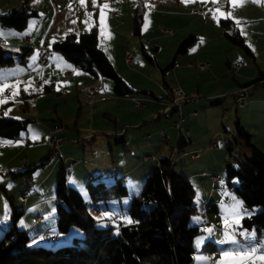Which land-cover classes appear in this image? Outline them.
<instances>
[{
	"label": "rangeland",
	"instance_id": "obj_1",
	"mask_svg": "<svg viewBox=\"0 0 264 264\" xmlns=\"http://www.w3.org/2000/svg\"><path fill=\"white\" fill-rule=\"evenodd\" d=\"M22 1L23 0H0V6L3 5L4 8H8L7 10L16 9L13 6L18 5L14 4H19L20 6L23 4ZM176 1L181 3V0H162L164 6L158 7L154 4L153 0H144L142 15L145 11H148V13L152 15L148 17L146 27L144 22L143 27L146 35H142L140 38L148 41L150 36L158 37L156 41H151V43L157 45L154 51L148 48V42H143V51L148 57L154 56L159 66L153 65L152 61L147 60L141 54L140 45L137 41L135 49H131L130 52L135 59H139V63H133V65H129L130 67H125L134 69V65L137 64L139 70L138 74H140V76L133 77L132 85L137 86L136 88L150 90L155 97H161L160 99H162V94L159 89V85L162 83L160 82V70L164 72V80L169 81L170 78H172L170 77L172 71L170 62H173L171 64L176 67L173 70V75L181 81L184 80L189 83V85L195 86V83L197 85L196 79H199L197 94H190L197 99L194 102H190L194 103L193 108L185 112L187 113L194 110L196 115L192 116V120L187 122L186 125L185 123H180L183 129H187L188 132L191 130L190 138L192 141L188 146L194 147L193 151H197L198 157L191 159L189 153L182 154L181 151H177L173 154L172 161L174 162V168L183 170L189 174L188 179L192 187V202L195 209L189 215L188 222L197 225L199 232L194 235L192 240L195 250L192 254V261L190 264H214L215 261L220 259V252L223 250L247 248L249 246L258 248L264 247V237L256 238L255 236L246 237L240 235V232H254L252 229H245L240 226L235 229H229V234L233 237L234 234L241 237L240 241L234 237L236 244L220 243V241L225 239V229L222 220V217L226 214L225 210L234 205L236 201H241L239 197L226 186L223 179V167L226 162L231 164L235 163L233 156L237 159H243L244 155H248L246 148L243 146L238 147L239 144L233 146L230 154H228L225 150V143L232 138L233 123L234 120H237L239 126L250 134L251 143L253 145L256 144L261 148L259 150L264 151V85L255 83L249 84L246 87L244 86L246 88L245 102L248 104L242 107H237L235 105L234 100L230 96V92H225L220 95V97L214 99L204 96V93L216 87L223 89L230 84L234 87L232 90V92H234L239 87L236 85V81L239 84L245 82H241V79L237 77L238 71L230 67L234 63L241 65L244 73L248 76L250 75V78L259 76L256 67L263 68L264 63H254L240 48L227 42L223 38L218 24V18L222 16H218V18L214 19L213 13L219 9L223 13H232V17L229 18L233 20L240 19V16L247 18V21L240 23L238 27L246 36V42H244H248L251 46H256V44H258L256 36L264 38V0H256V2H253V0H243L242 6L236 8L232 7L230 0H216V3L209 0V10L201 6L191 8L200 9L203 13H208V16H203L202 13L195 12L194 15L189 14V16L196 18V20H190L189 22L187 21L188 17H183L178 21L180 16H178L176 20V17L170 14L171 11L169 10H172L171 7L175 6L174 3H176ZM202 1L204 0H189V3L201 5ZM225 3L228 5L226 8ZM141 25L142 19L140 28ZM181 26L185 29L182 30ZM5 27L7 26L0 25V34L4 35L1 29ZM177 27L180 28L178 29ZM174 28H177L180 32L182 31L184 36L188 33L196 36L194 41L185 50V53L188 55L186 57H182V53L176 52L177 45L182 38H179V31H176ZM99 40L101 44L103 40H114L115 43H117L115 47L118 48L120 46V44H118L120 41L116 38H112L106 32ZM3 44H9V42L5 41V43L1 44L6 53L8 47ZM194 54L198 55L194 56ZM225 61L229 62L230 68L226 66ZM198 62H207L206 68L204 70H197L195 67L187 65V63L193 65ZM208 72L209 78H216L217 80L207 79L206 74ZM245 80L248 81L250 79ZM108 81L110 80L108 79ZM171 85H178L180 87L177 82L171 83ZM31 90L34 91L32 95L18 98L17 91H14L13 88L8 92L6 97H1L2 100L9 99L11 102L0 106V115L17 117V119L23 122L25 131L21 138L0 141V215L4 214L3 210L6 209L9 203L14 204L17 208L25 203L20 200L21 191L23 190H26L28 195L43 199L40 204L43 214L54 213L56 202L53 197L54 173L60 161L63 163L66 179L69 177V183L67 181L66 183L80 193V196L86 199L87 196L83 185L86 181H89V179H87L88 174L81 172L83 168L80 167L88 169L96 168L95 166H109L110 159L104 154L106 139H108L113 148V137L119 135L123 127L128 129L125 136H132V139L134 138L129 141L133 148L128 147L127 143L125 144L126 148L122 149L119 144L112 153V155H114L113 162L117 167H124L127 169V173L124 176L127 191L129 193L136 192L139 189L143 177L147 174L154 162H156V160L152 159H143V155L147 152L153 154V156L155 155L154 150H143V144L154 140L162 143L159 140L162 131L168 133L169 128L175 134L177 131L172 127V121L176 117L172 120H168V127L164 122H159L157 120H145L140 127H137L138 124L134 126L130 123L122 125L121 122H129L132 120V117H134V114L140 112L143 108H135L133 100L128 98L116 111V117L118 121L120 120V125L116 123L115 131H112V129L110 130L111 136H105V130L112 128L113 122L110 119L104 118L101 113H98V108L96 109L97 116L92 118V110L94 107L85 106L86 100L83 98L84 96H78L80 93L77 91L75 97L82 103V110L85 113L83 116L81 115V119L78 121L81 122V124L83 123V125L78 126L80 135L76 136L71 121L63 123L62 130H64V132L66 131V133L55 134L52 131V127L58 123L55 119V115L52 113V108L54 97L57 98L58 94L55 92L43 94L41 92V87H31ZM14 92L16 93L15 95H13ZM136 95V98L140 99V101L146 105L144 98L146 99L147 97L141 93H137ZM249 98H251V101H249ZM218 99H220V101ZM74 100L75 98H69L67 104H72ZM110 100H112V98L106 99L100 102V104L110 102ZM212 100L218 102L211 104L210 101ZM56 101L60 107L61 99L58 98ZM98 104L99 103H96V105ZM22 105L26 106V108L22 110L23 112H19L18 108L21 109ZM32 108L37 109V115L32 114ZM159 115L161 121L166 120L163 114ZM185 121H187V118ZM90 123L92 124L89 127ZM161 125L165 127H161ZM82 128H86V130L91 133L90 135H93V138L90 139V136L82 137ZM150 129L152 130L151 136L150 133H148ZM67 133L71 134L74 140L67 136ZM145 133L149 135L144 136ZM33 135L39 138L33 140ZM49 135H53L54 137L57 136L56 138L59 139L61 137V142L58 147L60 157L58 155H50L41 165L34 166L29 179L24 177L12 178L6 173L8 169L14 170L18 168L8 166L17 163L21 164L23 161L27 164H31L45 157L49 151V146L46 142V137ZM173 136H170V142L172 141V144H174L175 139ZM133 143L136 144L135 148ZM163 145L167 149L171 146V144L167 145V143ZM14 152L16 154L11 160H8L10 154ZM83 156L88 158L85 164H83ZM166 156L167 153H165L164 157ZM72 160H77L78 162L73 168L68 167V162ZM145 161L149 165L148 168L142 165ZM53 163H55V165H53ZM96 176L97 174H95V177ZM95 177L91 180H95ZM100 180L107 184L113 180V177L110 175L108 176V173L105 171ZM230 182L232 185L236 181L234 178H231ZM35 184H37L36 187L38 186L37 190L36 187H33ZM210 203L214 206L213 210L207 209ZM15 204L20 205L16 206ZM127 204L128 196H123L119 199L94 200L90 202L88 211L96 219V226H105L108 224H115L116 220H122L124 217H127L124 208ZM257 209V206H253L251 210L243 206V213L247 214ZM104 214H107V216ZM34 216L32 212H29L27 209L25 210L23 207L21 215L16 220H18L19 223L22 221L29 222L31 219L35 218ZM205 228H212L213 232L207 233L204 231ZM7 229H10L9 224H7ZM70 231L78 230L75 227H71ZM70 231L58 234L60 237L59 239L68 237L69 243L57 242L58 244L53 243V247L60 244H71L70 237L72 234ZM198 241L200 242L198 243ZM206 241L213 243L214 249L211 250L210 246L205 247Z\"/></svg>",
	"mask_w": 264,
	"mask_h": 264
},
{
	"label": "trees",
	"instance_id": "obj_2",
	"mask_svg": "<svg viewBox=\"0 0 264 264\" xmlns=\"http://www.w3.org/2000/svg\"><path fill=\"white\" fill-rule=\"evenodd\" d=\"M144 0H135L131 11V32L139 34ZM33 10L11 9L0 13V25L20 29L25 25L28 15ZM222 36L232 45L251 56L243 36L235 23L229 18L219 19ZM195 36L188 35L177 45L176 52H184L194 41ZM50 47L62 54L74 66L92 75H100L111 81L112 93L116 96L130 95L132 90L116 74L104 53L96 46L95 27L87 31L66 33L54 40ZM30 48L22 47L20 55L7 50L0 44V67L9 66L23 60ZM141 54L149 61L143 48ZM172 62H170L171 64ZM257 77L242 86L255 84ZM264 85V83H261ZM212 103L218 101L212 100ZM23 122L15 117L0 115V141L13 140L23 134ZM118 138H116L117 140ZM187 138L178 134L176 150L187 143ZM245 147L247 156L235 163L226 162L223 167V179L227 187L239 197L242 205L251 210L244 214L239 226L252 229L255 237H264V152L250 141V134L244 131L237 120L233 123V136L225 143V150L230 154L233 146ZM49 153L34 163L21 168L7 170L12 178L29 179L32 168L41 165ZM87 177L84 183L87 196L85 203L80 194L66 183L65 169L59 162L54 173L53 197L55 198L56 235L70 231L75 227L78 234L71 235V244L49 247L30 244L24 229L15 228L14 223L21 215V208L9 203L8 222L11 232L3 230L0 235V264H190L194 252L193 237L199 232L195 224L188 222L194 211L192 187L188 176L173 168L172 160L161 157L154 163L136 192L129 193L121 175L115 176L107 184L100 179ZM235 183L231 185L230 179ZM91 180V181H90ZM128 196L124 207L128 218L116 220L115 224L96 226V219L89 213L91 201L119 199ZM207 209H214L209 204ZM205 247L214 249L213 243L205 242Z\"/></svg>",
	"mask_w": 264,
	"mask_h": 264
},
{
	"label": "crops",
	"instance_id": "obj_3",
	"mask_svg": "<svg viewBox=\"0 0 264 264\" xmlns=\"http://www.w3.org/2000/svg\"><path fill=\"white\" fill-rule=\"evenodd\" d=\"M15 1H19V0H15ZM134 1L135 0H97L98 5H103L105 3L109 5V8L105 12V26H106L105 32L108 33V35L111 36L112 38H116L117 40L120 41L118 43L120 44L118 48L115 47L117 43H115L114 40L113 41L103 40L102 44L100 43L99 39L102 37L100 33V22H99V11L100 10L98 6L97 7L93 6L92 0H85L84 6H81L79 0H23L22 1L23 4L20 6L19 4H14V5H18V6H13L16 9L23 8L24 10H33L34 14L27 16L25 20V25L20 29H15L11 26H7L1 29L4 35L0 34V44L5 43V41H8L9 44H5V45L3 44V45L7 46L8 48L7 47L6 48L10 52L15 53L17 55L21 54L22 47L23 48L28 47L30 48V50L27 51L26 54H24L23 60L21 62H17L9 66L0 67V84L16 85V88H14V91H17L18 98L22 96L32 95L34 91L31 90V87H37V88L41 87V92L43 94L48 93V92H55L56 94H58L57 98L54 97V100H53L54 103H53V108H52V113L55 115V119L58 123L57 125H53L52 127V131L55 134L66 133V131L64 132V130H62L63 123L65 122L68 123V121H71L73 124V130L76 136L80 135L79 133L80 130L78 126L83 125V123L81 124V122H78V121L81 119V115L83 116V114L85 113L82 110V103L77 99V97H75V95L77 91L78 93H81L82 90L87 86L98 87L96 92L94 93L95 95L102 94V91H100L99 89V86H101L103 89V93L109 96L106 99L112 98L110 102H105L103 104H100V102H103L106 99H102V100L97 99L93 101L92 103L88 104L89 102L87 101V99L83 97L86 100L85 106L94 107V109L92 110L93 111L92 118H95L97 116L96 109L98 108L99 109L98 113H101V115L104 118L110 119L113 122V127L110 128L109 130H105L104 132L105 136H111L110 130L112 129V131H115L116 123L117 124L119 123L120 125V120L118 121V118L116 117V111L118 110V108L124 102H126L128 98L130 100H132L131 99L132 97L136 98L137 93H141L142 95L147 97L146 99L144 98V101H146V105L143 104L142 106L143 108L141 109V111L138 113H135L134 117H132V120H130L129 122L127 121L121 122L122 125L125 123H130L134 126L138 124L137 127H140L145 120H157L159 122H164L165 125H167L168 127L169 123L167 122L168 120H172L174 119V117H176V111L173 109L167 108L166 99L163 96H162V99H160L161 97L159 96L155 97L150 90H147L145 88H136L137 86L132 85L133 77L140 76V74H138L139 70H138L137 64L134 65V69H129L125 67V66H129L130 64L133 65V63H139V59L138 58L135 59L132 53L130 52V50L135 49V45L137 44V41L139 42L140 49L143 48V44L140 41L142 38L140 37L142 35H146L144 33V27H143L144 22H145V15L147 14V18L150 17V15H152L148 13V11L144 12V14L142 15L143 17L142 25H141V28L139 29V34L134 35L131 32V11H132L131 9H132ZM153 1H154V4H156V6L158 7L164 6L162 4V0H153ZM208 1L209 0L202 1L201 5H197L195 3H189V2L178 3V1H176V3H174L175 6L171 7L172 10H169V11H171L170 13L171 15L176 17V20L178 16H180L178 21L182 19L183 17H188L187 21L189 22L190 20H196V18L189 16V14H192V15L195 14L193 9L191 8L196 7V6H201L209 10ZM226 3H225V8L228 7ZM69 5H71V7H69ZM7 9L8 8H4V6L1 5L0 13L8 11ZM86 12L90 13L91 15L86 17L85 15ZM207 16H208V13H207ZM240 17L241 18L239 20L241 21V23H244L247 21V18H243L244 16H240ZM222 18L224 17L218 18V24H219V19H222ZM86 19L88 21L87 24L85 23ZM229 19H231L235 23V20H233L232 18H229ZM91 26L95 27L97 48L104 53V55L108 59L109 63L111 64L116 74L132 90V93L130 95H122V96L113 95L112 84L110 83V81H108V79H106V77H102L100 75H92L91 73L74 66L62 54L56 51L53 52L52 57L45 65L43 66L34 65L35 46L39 42H43L46 45L50 46L54 40L58 39L59 37H61L62 35L66 33H70V32L77 33L81 31H87ZM235 26L237 27V30L243 36V39L246 42V36L240 31L241 29L238 27L239 25L235 23ZM177 28L179 29L180 27H177ZM177 28H174V29L176 31H179L180 39L181 38L183 39V37L185 38L188 35L194 36V34H190V33L184 36L182 34L183 32L182 31L180 32V30H178ZM181 29L184 30L185 28L181 26ZM220 32H221V26H220ZM156 39H158V37L150 36L147 41L148 48L152 51L156 49L157 45L151 43V41H156ZM256 40L258 42L256 46H251V44H248V42L245 43L251 53V56L247 54L246 55L254 63L255 62L264 63V38L256 36ZM107 42H110V43H107ZM124 52H128L131 54L132 56L131 63H126L124 61ZM197 55L194 54V56H197ZM186 56L188 55L185 53V51L182 52V57H186ZM152 62H153V65L159 66V64L156 63L154 56L152 57ZM225 64L226 66L229 67L228 61H225ZM170 68L172 69L170 77H172L173 80L172 78H170L169 81L164 80V72L160 70V82L168 84V85H171V83L177 82L180 85V87L183 89L184 93L188 95L190 94L196 95L198 88H199L198 87L199 79L198 78L196 79L197 85L196 83H195V86L189 85V83L185 82L184 80L181 81L180 79H178L177 77L173 75V72H174L173 70L174 68H176L174 67V65L170 64ZM65 69H71L72 73L65 77L62 76L61 72ZM236 71H238L237 77L241 79V82L245 81L240 84L236 81L237 86H242L243 84L257 78V77L250 78V75L249 76L246 75V73H244L243 71V68H241V65L238 66ZM256 71L259 75L258 77H261L257 81V83L259 84L264 83V67L259 68L257 66ZM206 75L208 79L210 77V76L208 77L209 72ZM211 79L217 80L216 78H209V80ZM245 79H250V80L247 81ZM25 88H27V90H25ZM57 88H59V90H57ZM12 89L13 88H8V89H5L4 92L0 93V100H2L1 98L2 96L6 97L8 92ZM233 89L234 87H232L231 84L223 89L216 87L204 93V96H207L210 99H214V98L220 97V95L224 94L225 92H230V96L233 99V94H232ZM78 96H81V95L79 94ZM58 98L61 99L60 107L58 106L57 101H56ZM69 98H75V100L73 101L72 104L68 105L67 100ZM250 99L251 98H249V101H251ZM218 100L220 101V99ZM5 101H6V104L11 102L9 99ZM96 103H99V104L96 105ZM4 104L5 103L0 104V106ZM247 104L248 103L245 102L243 106H246ZM193 105L194 103L183 104L180 107V112L185 113L186 111H188V109H192ZM25 108L26 106L22 105L21 109L18 108V111L23 112L22 110H25ZM31 111L33 115H37L36 108H32ZM159 114L161 115L163 114L166 120L161 121ZM7 117H10V116H7ZM185 120L186 119L182 120L181 123H185L186 125L187 122L192 120V116L187 118V121ZM91 124L92 123H90L89 127L91 126ZM161 127H165V126L161 125ZM151 129L148 131V133H150V136L152 134ZM121 130L122 132L119 133V135H116L113 137V140H114L113 148L110 142L108 141V139H106V149H104V154H106L110 159V162H109L110 164L108 163L109 166H106V167L105 166H101V167L95 166L96 168H88V169L85 167H80V168H83V171L81 172L88 174L89 177L90 176L95 177V174H97L95 178H98V179H101V176L103 175L105 171L106 173H108V176L110 175L113 178L118 175H121L124 178V176L127 173V169L124 167H117V165H114L115 164L113 162L114 155H112V153L119 144L122 147V149L126 148L125 144L127 143H128V147L133 148V146L129 143L130 139H132V136L131 137L125 136V133H127L128 129H126V127H123ZM24 131H25V126H24ZM24 131H23V134L18 138L23 137ZM148 133H145L144 136L149 135ZM190 133H191V130L188 132V135H187V139H186L187 143L183 145L181 149H178L177 150L178 152L181 151L182 154L183 153L186 154L194 150V147L188 146L190 145L192 141L190 138ZM90 134L91 133L88 130H86V128H82V133H81L82 137L90 136L89 138L92 139L93 135H90ZM174 134L175 133L169 128L168 133H165L162 131L161 135L159 136V140L162 143H159L156 140H154V141H149L148 143L143 144L144 145V147H142L143 150L150 149V150L155 151L156 156L155 155L153 156V154L147 152L148 154L152 155V158H148V159L156 160L157 162L159 158L164 157L165 153H167V148L163 144L167 143V145L171 144V146L176 145L178 132L176 131V134L175 135ZM66 135L69 136L72 140H74V137L71 134L67 133ZM170 136H173L175 138L174 144L171 143L172 141L170 142ZM116 138L118 139L116 140ZM133 145L135 148L136 144L133 143ZM254 145L258 149H261L256 144ZM147 153L144 154L143 157L147 155ZM15 154H16L15 152L11 153L10 156L8 157V160H11ZM87 159L88 158L83 156V160H84L83 164L86 163ZM73 161H74V164L68 167L73 168L74 166L78 164L77 160H73ZM60 163L63 165L61 161ZM26 164L27 163L23 161L21 162V164L17 163L15 165H11L8 167L14 166V167L21 168L23 165H26ZM172 164H174L173 161H172ZM53 165H55V163H53ZM142 165L143 167L144 166H146L147 168L149 167L146 161ZM18 168H15V169H18ZM176 170L181 171L182 173L189 176V174L183 170H178V169ZM66 181L67 182L69 181V177L68 179H66ZM36 185L37 184H35L33 187H36ZM37 189H38V186L36 187V190ZM23 192H26V190L21 191V195ZM83 199H84L83 201L87 203V199L85 198ZM20 200L25 203L22 204V206L18 208L23 209L24 207L25 210L27 209L29 210V212H32L35 216L38 215L40 217L37 220H35L34 218V219H31L29 222L22 221V223H19V221L16 220L14 223L15 228L24 229L26 234L30 236V239H29L30 244H40V245L53 247V243H57V242L69 243L68 237L59 239L60 238L59 235H57L55 239L50 240V237L53 234L57 233L55 230V225H54L55 214L53 212L49 214L47 213L43 214V211H41V208H40V204L43 201L42 198L27 195V197L23 200L20 197ZM12 205L14 206V204ZM15 205L17 206L20 204H15ZM3 213L4 214L0 215V235L3 232V230L7 229V224H9L8 222L9 205L6 207L5 210H3ZM21 213H22V210H21ZM5 217H7V219H5ZM7 230L11 232V229H7ZM70 232L72 235L78 234L76 231H70ZM71 237L70 239H72Z\"/></svg>",
	"mask_w": 264,
	"mask_h": 264
},
{
	"label": "built area",
	"instance_id": "obj_4",
	"mask_svg": "<svg viewBox=\"0 0 264 264\" xmlns=\"http://www.w3.org/2000/svg\"><path fill=\"white\" fill-rule=\"evenodd\" d=\"M194 12H198V13H202L203 15L207 16L206 13H203L200 9H193ZM163 31V30H161ZM168 32V31H165ZM141 43L143 44V42H147L146 40H140ZM54 50L46 45L43 42H39L36 46H35V58H34V65L37 66H43L45 65L50 58L52 57ZM148 56V55H147ZM132 60V56L130 53L128 52H124V61L126 63H131ZM188 66H193L195 67L197 70H203L206 68L207 66V62H198L195 64H191V63H187ZM239 64L238 63H234L233 65H231L230 67L233 70H236L238 68ZM72 73L71 69H65L61 72L62 76H68ZM98 87L95 86H87L85 87L82 92L80 93L81 96H84L87 101L89 102L88 104L92 103L93 101L97 100V99H106L109 96L105 95L103 93V89L101 86H99L100 91H102L101 95H95L94 93L96 92ZM159 89L160 92L162 94V96L166 99V106L168 109H173L176 111V118L172 121V127H174L178 134L181 135V137L183 138H187L188 135V130L187 129H183L180 126V123L182 120L189 118L190 116H194L196 114V112L194 110H191L187 113H181L180 112V107L182 104L184 103H190V102H194L197 98L196 97H192L191 95H187L184 93V91L178 86V85H168L165 83H161L159 85ZM245 97H246V93H245V87L244 86H239L234 92H233V99H234V103L237 107H242L245 104ZM134 102L135 108H141L143 106L142 101H140V99L138 98H131ZM46 142L49 146V156H55V155H59V151H58V147L60 145V139L54 137L53 135H49L46 137ZM176 147L175 146H170L167 149V159L172 160V156L173 154L176 152ZM198 156L197 151H192L189 153V157L191 159H194ZM144 159H148V158H152V155L147 154L143 157ZM60 159V158H59ZM74 164V161H70L68 162V166H72ZM28 193L27 192H23L21 195V199H25L27 197ZM39 216H35V220L39 219ZM57 237L56 234H53L50 237V240H53ZM234 237L237 240H241V237L239 235L234 234Z\"/></svg>",
	"mask_w": 264,
	"mask_h": 264
},
{
	"label": "snow or ice",
	"instance_id": "obj_5",
	"mask_svg": "<svg viewBox=\"0 0 264 264\" xmlns=\"http://www.w3.org/2000/svg\"><path fill=\"white\" fill-rule=\"evenodd\" d=\"M81 6L85 5V0H79ZM182 3H187L189 0H181ZM213 3H216V0H212ZM256 2V0H253ZM94 7H99V22H100V33L103 36L105 34V12L109 8L107 3L103 5H98L97 0H92ZM230 3L233 8L242 6L243 0H230ZM71 7V5H69ZM86 17L90 16V13H85ZM218 16H222L224 18H229L232 16V13H223L219 9H217L213 13V18L216 19ZM148 18L147 14L145 15V27L147 26ZM87 24V19L85 20ZM235 23L239 25L241 21L239 19L235 20ZM19 83V82H17ZM8 88H16V85H9V84H0V93L4 92L5 89ZM27 90V88H25ZM59 90V88H57ZM16 93L14 92L13 95ZM6 103L5 100H0V104ZM7 114V113H6ZM39 137L36 135L32 136L33 140L38 139ZM226 214L222 217L223 220V227L225 229V239L220 241V243H232L236 244L234 237L229 234V229H235L239 226L240 220L243 219V206L241 201H236L234 205L230 206L228 209L225 210ZM107 216V214H104ZM7 219V217H5ZM127 223L131 224L134 223L130 218L124 217L123 218ZM22 223V222H21ZM205 232L212 233V228H205ZM240 235L246 237H254V232H240ZM200 241H198L199 243ZM214 264H264V247L258 248L255 246H249L247 248H238L232 250H223L220 252V259L215 261Z\"/></svg>",
	"mask_w": 264,
	"mask_h": 264
}]
</instances>
